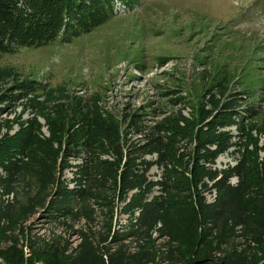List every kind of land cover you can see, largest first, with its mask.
Segmentation results:
<instances>
[{
	"label": "rangeland",
	"instance_id": "1",
	"mask_svg": "<svg viewBox=\"0 0 264 264\" xmlns=\"http://www.w3.org/2000/svg\"><path fill=\"white\" fill-rule=\"evenodd\" d=\"M20 39L0 49V214L9 205L15 213L0 250L15 242L23 264L45 242L69 253L84 237L109 247L112 235L127 231L136 210L124 203L134 190L121 197L111 181L116 150L147 162L148 180L171 169L190 178L196 139L206 133L226 148L201 166L217 171L240 161L264 174V0H110L96 24ZM155 136L160 142L150 144ZM166 149L174 158L160 160ZM11 163L17 174L7 181ZM201 179L197 194L210 201L211 182ZM78 185L85 194L71 201L70 214L47 207L57 188ZM158 193L154 186L147 197ZM233 234L237 250L258 255L243 227ZM148 241L156 263L179 246L159 223Z\"/></svg>",
	"mask_w": 264,
	"mask_h": 264
},
{
	"label": "trees",
	"instance_id": "2",
	"mask_svg": "<svg viewBox=\"0 0 264 264\" xmlns=\"http://www.w3.org/2000/svg\"><path fill=\"white\" fill-rule=\"evenodd\" d=\"M109 4L110 0H0V49L15 36L43 41L61 27L77 31L81 25L96 24L109 9ZM219 112L225 114L230 110L220 109ZM91 134L90 137L93 136ZM106 139L109 140V137L106 136ZM150 141L155 145L160 139L155 136ZM27 143V139L23 140V147ZM225 148L223 140H213V135L203 133L194 145V171L190 178L171 169L164 177L154 181L145 177L147 162H135L128 157L123 159L120 151H114L115 159L110 163L113 164L112 183L118 186L121 197L134 190L124 203L126 212L136 210L134 221L127 231L112 235L109 247H99L89 236L84 237L69 253H65L55 242H45L32 248L29 264L38 258L43 264H264V174L249 169L240 161L217 171L201 166L199 162L213 159ZM159 156L160 160L166 157L173 159L174 152L166 149ZM260 161L258 165L264 168V158ZM41 165H36L33 172L40 183ZM4 168L7 181H10L17 174L16 166L11 163ZM203 176L211 182L208 189L213 193V198L210 201L197 194L198 184L204 183L201 181ZM232 176L237 179L235 183L229 181ZM154 186L158 187L159 193L148 199L147 195ZM184 191L188 193L187 196L182 194ZM179 193L183 196H177ZM84 194V189L79 185L57 188L56 200H50L47 207L62 215L70 214L71 201ZM11 207L7 206L2 212L4 216L0 214V221H6L0 223V241L7 240L6 232L13 225L15 213ZM26 209H29V205ZM28 211H31V207ZM156 223L170 240L179 245L169 248L168 257H161L157 263L154 262L155 254L148 241L149 231ZM237 226L243 227L255 241L254 250L258 255L248 257L244 250H237L231 242ZM222 234H225V239L221 238ZM215 235L219 237L212 247L211 238H215ZM100 239L106 240L107 235ZM220 245L226 248H220ZM209 249L221 256L215 259L208 257L205 252ZM0 257L7 264L24 262L23 256L15 248V242L0 250Z\"/></svg>",
	"mask_w": 264,
	"mask_h": 264
},
{
	"label": "built area",
	"instance_id": "3",
	"mask_svg": "<svg viewBox=\"0 0 264 264\" xmlns=\"http://www.w3.org/2000/svg\"><path fill=\"white\" fill-rule=\"evenodd\" d=\"M34 264H38V262L37 263H34Z\"/></svg>",
	"mask_w": 264,
	"mask_h": 264
},
{
	"label": "bare ground",
	"instance_id": "4",
	"mask_svg": "<svg viewBox=\"0 0 264 264\" xmlns=\"http://www.w3.org/2000/svg\"><path fill=\"white\" fill-rule=\"evenodd\" d=\"M3 263V262H2ZM39 264V263H38Z\"/></svg>",
	"mask_w": 264,
	"mask_h": 264
}]
</instances>
